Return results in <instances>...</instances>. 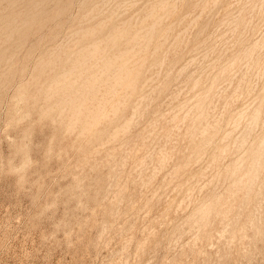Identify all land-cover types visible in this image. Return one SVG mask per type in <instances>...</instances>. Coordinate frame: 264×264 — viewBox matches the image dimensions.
Listing matches in <instances>:
<instances>
[{"label":"rangeland","instance_id":"rangeland-1","mask_svg":"<svg viewBox=\"0 0 264 264\" xmlns=\"http://www.w3.org/2000/svg\"><path fill=\"white\" fill-rule=\"evenodd\" d=\"M145 1L137 0V6L153 0ZM212 1L216 5H211ZM212 1L176 0V15L172 18L163 15V25L186 16L180 24H175L164 46L165 55L171 56L173 37L186 28L181 61L177 60L179 63L172 67L166 61L162 66L157 65L151 73L155 72L152 79L137 93V102H132L138 106V113L134 110L135 114L130 107L120 110L118 115L121 118L124 115L123 118H117V122L108 127L113 133L112 130L133 116L132 125L127 127L130 133L127 128L122 133L125 131L122 128L118 130L116 141L109 140L108 143L103 139L94 143L92 140V145L89 144L90 148L85 152L78 150L81 143L78 129L68 132L61 118L50 117L53 112L47 119L51 112L43 113L42 99L24 100L17 95L21 82H35V72L40 65L38 59L43 52L53 45L65 44L70 30L77 27L72 22L79 21L82 16L77 3L62 16L50 19L41 29L31 30L25 44L14 43L16 36L0 39L2 46L15 48L14 63L19 65L23 62L26 68L20 75L6 72V65L0 64V74L4 73L2 76L6 81L0 86V264H264V155L255 167L256 178L243 176L254 157L252 151L243 152L256 148L264 134V90L261 91L264 89V0ZM217 5H220L219 9ZM51 6L48 4L46 8ZM193 18L196 23L191 21ZM202 39L203 42L205 39L204 43ZM255 42L258 46L251 50L252 53L250 51L240 58V63L230 65L235 56ZM201 55H207L204 61ZM192 58H196L195 62ZM172 78H177V81ZM170 79L172 83L169 84ZM38 80L42 81L41 78ZM189 82L194 85L193 90ZM159 86H163L160 91ZM237 86L239 88L235 91ZM208 88L211 94L204 104L205 111L191 135L189 125L197 115L195 95ZM50 91L57 92L58 89ZM176 92L180 93L179 96ZM182 95L184 97L181 98ZM140 96L144 100L140 101ZM177 103H182V110L176 106ZM255 108L259 113L255 120L257 123L252 122V125L249 115ZM245 109V115L237 119L239 127L227 123ZM61 110L64 115L66 110ZM40 113L44 116L41 117ZM19 115L24 119L21 120ZM202 129L207 132L202 134ZM99 143L104 144L103 147ZM261 148L264 150V144ZM238 159L240 164H236ZM106 167L109 168L106 170ZM238 178L241 179L237 181ZM209 204L212 208L207 210L205 220L194 221V210Z\"/></svg>","mask_w":264,"mask_h":264},{"label":"bare ground","instance_id":"bare-ground-1","mask_svg":"<svg viewBox=\"0 0 264 264\" xmlns=\"http://www.w3.org/2000/svg\"><path fill=\"white\" fill-rule=\"evenodd\" d=\"M145 1V0H144ZM186 1V0H185ZM192 1V0H190ZM212 0H210L211 2ZM216 1V0H215ZM247 1V0H246ZM251 1V0H250ZM258 1V0H257ZM146 2V1H145ZM176 0H153L148 3L140 4L137 6V0H0V39H7L9 37L16 36V41L14 43L19 44H25L27 36L31 30H39L41 27H43L50 19L55 18L59 15H63L68 12L69 8L74 4L77 3L79 9L81 10L82 16L79 21L73 20L72 22L77 25L75 29L70 32L67 35V42L65 44H57L53 45L49 49L45 50L43 52V55L38 59L39 64L37 66L35 77L37 79H42V81L39 82L35 78V82H25L20 84L17 90V95L21 99H31V100H37L42 99L44 102V112H51V114H47L48 118H61V122L63 123L66 130L69 132V130L78 129L77 136L81 138V143L78 145V150L80 152H85L90 148L89 144L92 140L95 141L99 140L100 142L103 139H107V142L109 143V140L116 141V138L118 137L117 133L118 130H122V128H127L129 124H131V119L133 116H130L127 120H125L121 127L115 128L113 133H110L109 131L112 129H108L112 125V122L116 121L117 118L120 120L123 118L120 117L121 115H118L120 110H124L125 108H131V110L136 111L137 107L134 105V100L137 99V93L139 90L143 87L146 82L150 81L152 79L151 73L155 69L157 65L162 66V63L168 62L169 66L172 67V65L176 64L182 57V44H183V34L186 32V28L181 30L179 33H177L173 37L172 41V48L168 47L167 50L171 49V56L165 55V42L166 39L169 37L171 32L174 30L175 24H180L182 22V19L185 17L183 16L182 19L175 20L173 19L168 23L167 25H163V15H166L168 18H172L176 15V10L174 3ZM199 2V1H198ZM197 2V3H198ZM226 3V1H224ZM248 2V1H247ZM183 3V2H182ZM186 3V2H185ZM190 3V2H188ZM201 3H203L201 1ZM244 3V2H243ZM252 3V2H251ZM48 4H52L51 8L47 9ZM204 4H208L204 2ZM216 5V2L214 3L212 1L213 5ZM219 4V3H218ZM186 5V4H185ZM191 5V4H189ZM76 6V5H74ZM207 6V5H206ZM218 6V5H217ZM220 6V5H219ZM218 6V9H219ZM239 6V5H238ZM244 6V5H243ZM246 6V5H245ZM77 7V6H76ZM187 4V8H188ZM194 7V4H193ZM210 7V6H209ZM216 7V6H215ZM260 7V6H259ZM258 7V8H259ZM190 8V7H189ZM204 9V7H202ZM214 8V7H213ZM217 8V7H216ZM215 8V9H216ZM255 8V7H254ZM208 9V8H207ZM242 9V8H240ZM201 10V9H200ZM211 10V8H210ZM221 10V9H220ZM219 10V11H220ZM227 10V9H226ZM235 10V9H234ZM243 10V9H242ZM241 10V11H242ZM213 11V10H212ZM217 11V10H216ZM240 11V12H241ZM252 11V10H251ZM184 12V11H183ZM202 12V10L200 11ZM199 12V13H200ZM208 12V11H207ZM215 12V11H214ZM223 12V10H222ZM260 12V11H259ZM187 13V12H186ZM185 13V14H186ZM210 13V11H209ZM213 13V12H212ZM219 13V12H218ZM236 13V12H235ZM251 13V12H250ZM258 13V12H257ZM192 14V13H191ZM230 14V13H229ZM229 14L227 16H229ZM239 14V13H238ZM188 15V14H186ZM206 15V14H205ZM209 15V14H208ZM250 15V14H249ZM207 16V15H206ZM211 16V15H210ZM209 16V17H210ZM214 16V15H213ZM226 17V15H224ZM231 16V15H230ZM238 16V15H237ZM256 16V15H255ZM166 17V18H167ZM181 17V14H180ZM190 17V15L188 16ZM198 17V16H196ZM195 17V18H196ZM208 17V16H207ZM223 17V16H222ZM233 17V16H232ZM240 17V16H239ZM243 17V16H242ZM195 18H193L191 21L195 22ZM199 18V17H198ZM250 18V17H249ZM61 19V18H60ZM197 19V18H196ZM208 19V18H206ZM236 19V18H235ZM234 19V20H235ZM247 19V18H246ZM166 20V19H165ZM164 20V21H165ZM210 20V19H209ZM233 20V19H232ZM252 20V17H251ZM257 20V19H256ZM54 21V20H53ZM190 21V22H191ZM223 21V20H222ZM222 21H220L222 23ZM239 21V20H238ZM191 22V23H192ZM201 22V21H200ZM251 22V21H250ZM196 23V22H195ZM205 23H208L207 20ZM215 23V22H214ZM220 23V24H221ZM225 23V21L223 22ZM177 24V25H178ZM202 23H200L201 25ZM234 24V23H233ZM238 24V23H237ZM240 24V23H239ZM191 25V24H190ZM189 25V26H190ZM215 25V24H214ZM242 25V23H241ZM256 25V24H255ZM199 26V25H197ZM203 26V25H202ZM185 27V26H184ZM205 27V25H204ZM211 27V26H210ZM209 27V28H210ZM218 27V26H217ZM224 27V26H223ZM241 27V26H240ZM254 27V26H253ZM176 28V27H175ZM203 28V27H202ZM206 28V27H205ZM227 29V28H226ZM235 29V28H233ZM245 29V27H244ZM264 29V28H263ZM198 30V29H196ZM200 30V29H199ZM192 31V30H191ZM203 31V30H202ZM206 31V29H205ZM213 31V30H212ZM217 31V30H216ZM233 31V30H232ZM251 31V30H250ZM240 32V31H239ZM247 32V30H246ZM264 32V31H263ZM60 33V32H59ZM196 34V32H193ZM225 33H228L225 31ZM244 33V32H243ZM187 34V33H186ZM200 32L197 34L199 35ZM202 34V33H201ZM205 35V32L203 33ZM230 34V33H229ZM248 34V33H247ZM197 35H194L197 36ZM211 35V34H210ZM209 35V36H210ZM219 35V33H218ZM226 35V34H225ZM231 35V34H230ZM237 35V34H236ZM262 35V34H261ZM188 36V35H187ZM214 36V35H213ZM221 36V35H220ZM232 36V35H231ZM242 36V35H241ZM240 36V37H241ZM245 36V35H244ZM243 36V37H244ZM192 37V39L194 38ZM199 37V36H198ZM197 37V38H198ZM235 37V36H234ZM224 38V37H223ZM260 38V37H259ZM219 39V38H218ZM233 39V38H232ZM249 39V38H248ZM169 40V39H168ZM196 40V39H195ZM194 40V41H195ZM187 41V39H186ZM223 41V39H222ZM235 41V40H234ZM257 41V40H256ZM192 42V41H191ZM203 42V39H202ZM205 42V39H204ZM203 42V43H204ZM211 42V41H209ZM215 42V41H214ZM213 42V43H214ZM226 42V40H225ZM237 42V41H236ZM235 42V43H236ZM239 42V41H238ZM169 43V42H168ZM167 43V44H168ZM190 43V42H189ZM212 43V42H211ZM209 43V45L211 44ZM18 44V46H19ZM170 44V43H169ZM186 44V43H185ZM215 44V43H214ZM241 44V43H240ZM2 41L0 40V64L1 62L6 65V72H16L20 75L24 72L26 69L23 65V62L18 63L19 65H16L13 61L16 53L15 48L12 50L9 46H2ZM30 45V44H29ZM171 45V44H170ZM192 45V44H191ZM213 45V44H212ZM224 45V44H223ZM222 45V46H223ZM264 45V44H263ZM11 46V45H10ZM15 46V45H14ZM23 46V45H20ZM188 46V45H187ZM197 46H199L197 44ZM205 47V45H203ZM219 46V44H218ZM234 46V45H233ZM258 46V42H255L251 44L249 47L245 48L241 53H239L237 56H235L230 65L236 64L237 62L240 63V58H243L246 56L251 50H254ZM25 47V45H24ZM184 47H186L184 45ZM200 47V46H199ZM209 47V46H208ZM206 47V49L208 48ZM224 47V46H223ZM227 47V45H226ZM245 47V46H244ZM17 48V46H16ZM189 48V47H188ZM195 48V47H194ZM192 48V49H194ZM198 48V47H197ZM213 48V46H212ZM30 49V48H29ZM222 49V48H221ZM225 49V48H224ZM19 50V49H18ZM190 50V48H189ZM203 50V47H202ZM214 50V48L212 49ZM210 50V51H212ZM227 50V49H226ZM230 50V49H229ZM232 50V48H231ZM20 51V50H19ZM32 51V50H30ZM187 51V50H186ZM191 51V50H190ZM217 51V50H216ZM225 51V50H224ZM234 51V50H233ZM261 51V50H260ZM29 52V51H28ZM170 52V51H169ZM258 52V51H257ZM30 53V52H29ZM189 53V52H188ZM195 53V52H194ZM201 53V51H200ZM206 53V51H205ZM218 53V52H217ZM252 53V51H251ZM187 54V53H186ZM185 54V55H186ZM191 54V53H190ZM189 54V55H190ZM207 54V53H206ZM188 55V58H189ZM193 55V53L191 54ZM190 55V56H191ZM214 55V53H213ZM224 55V54H223ZM194 56V55H193ZM203 57V55H201ZM207 55L203 57L204 58ZM252 56V55H251ZM195 57V56H194ZM198 57V56H196ZM215 58V57H213ZM212 58V59H213ZM196 59V58H194ZM192 58V60L194 61ZM198 59V58H197ZM224 59V58H223ZM191 60V61H192ZM208 60V59H207ZM211 60V59H210ZM219 60V59H218ZM217 60V62H218ZM181 61V59H180ZM186 61V58H185ZM190 61V62H191ZM192 61V62H193ZM214 61V60H213ZM212 61V62H213ZM37 62V61H36ZM191 62V63H192ZM195 62V61H194ZM209 62V61H207ZM206 62V63H207ZM179 63V62H178ZM177 63V64H178ZM183 63V62H182ZM210 63V62H209ZM216 63V62H215ZM226 63V62H225ZM238 63V64H239ZM187 64V63H186ZM195 64V63H194ZM198 64V63H197ZM204 64V63H203ZM185 65V64H184ZM196 65V64H195ZM229 65V66H230ZM2 66V64H1ZM180 66V65H179ZM178 66V67H179ZM188 66V65H187ZM186 66V67H187ZM193 66V65H192ZM191 66V67H192ZM198 66V65H197ZM196 66V68H197ZM250 66V65H249ZM169 67V68H171ZM175 67V66H174ZM173 67V68H174ZM189 67V66H188ZM207 67V66H206ZM214 67V66H213ZM220 67V66H219ZM223 67V66H222ZM243 67V66H242ZM241 67V68H242ZM251 67V66H250ZM167 68V70L169 69ZM172 68V70H173ZM182 68V67H180ZM185 68V67H184ZM202 68V67H201ZM229 68V67H228ZM246 68V64H245ZM159 68V73H160ZM212 69V67H211ZM32 70V69H31ZM164 70V69H163ZM183 70V69H182ZM185 70V69H184ZM183 70V71H184ZM202 70V69H201ZM223 70V69H222ZM257 70V69H256ZM187 71V68H186ZM186 71H184V75L186 74ZM195 71V70H194ZM206 71V70H204ZM213 71V70H212ZM240 71V70H238ZM264 71V69H263ZM167 71H164L165 75H168L166 73ZM169 72H171L169 70ZM182 72V71H181ZM199 72H201L199 70ZM31 73V72H30ZM223 73V72H222ZM260 73V72H259ZM4 74V73H3ZM3 74H0V86L3 85L5 81V77L2 76ZM170 74V73H169ZM191 73L190 75H192ZM200 74V73H197ZM196 74V75H197ZM231 74V73H230ZM15 75V74H14ZM152 75V76H151ZM160 75V74H157ZM157 75L156 78H157ZM164 75V74H163ZM181 75V73H180ZM180 75H176L177 77ZM187 75V74H186ZM207 75V74H205ZM236 75V74H235ZM234 75V77H235ZM247 75V74H246ZM252 75V74H251ZM262 75V72H261ZM201 76V75H197ZM196 76V77H197ZM210 76V75H209ZM231 76V75H230ZM239 76V75H238ZM245 76V74H244ZM257 77V75H255ZM254 76V77H255ZM161 77V76H160ZM166 77V76H165ZM173 77V76H172ZM188 77V76H187ZM195 77V78H196ZM233 77V78H234ZM241 77V76H240ZM253 77V78H254ZM162 81L163 80V77ZM192 78V77H191ZM191 78L190 81H191ZM194 78V77H193ZM218 78V77H217ZM232 78V79H233ZM244 78V77H243ZM168 80V78H166ZM177 79V78H176ZM173 79L172 80H176ZM183 79V78H182ZM200 78H197V80ZM33 80V79H32ZM194 80V79H193ZM241 80V79H240ZM248 80V79H247ZM155 81V79H154ZM171 81V79L169 80ZM177 81V80H176ZM180 81V80H179ZM215 81V80H214ZM260 81V80H259ZM168 82V81H167ZM244 82V81H243ZM251 82V81H250ZM152 83V81H151ZM149 83V84H151ZM157 83V81H156ZM172 83L169 82V84ZM185 83V82H184ZM188 83V82H186ZM185 83V84H186ZM191 83V82H189ZM195 83V80H194ZM214 83V82H213ZM211 83V85L213 84ZM240 83V82H239ZM246 83V82H245ZM248 83V81H247ZM262 83V82H261ZM7 84V83H6ZM163 84H165L163 82ZM172 85V84H171ZM177 85V83H176ZM175 85V86H176ZM181 85V84H179ZM178 85V86H179ZM192 85V83H191ZM196 85V83H195ZM210 85V86H211ZM231 85V84H229ZM239 85V84H238ZM246 85V84H245ZM148 86V85H147ZM174 86V85H173ZM190 86V84H189ZM249 86V85H248ZM251 86V85H250ZM157 87V86H154ZM167 87V86H166ZM170 88L172 86H169ZM186 87V86H185ZM188 87V86H187ZM193 90L195 87L192 85ZM230 87V86H229ZM228 87V88H229ZM53 88H57L58 91L61 92H54L50 91L53 90ZM144 88V87H143ZM160 91L161 86L158 87ZM163 88V86H162ZM161 88V89H162ZM175 88V87H174ZM190 88V87H189ZM188 88V90H189ZM211 88V87H210ZM210 88L203 90L202 92L195 95L196 97V104H194V109L197 112V115L191 120V124L189 125V128L191 130V135L193 132L197 129L196 128V122H198L201 119V116L203 115L205 109L204 104L210 97ZM239 88L236 87L235 91ZM147 89V88H146ZM152 89V88H151ZM156 89V88H154ZM167 89V88H166ZM165 89V91H166ZM179 89V88H178ZM185 89V88H184ZM182 89V90H184ZM218 89V88H217ZM251 89V88H250ZM56 90V89H55ZM181 90V91H182ZM188 90H186L187 94ZM262 89L261 91H263ZM143 91V90H141ZM140 91V94H142ZM148 91V90H147ZM151 91V90H150ZM149 91V92H150ZM176 91V90H175ZM219 91V90H218ZM148 92V93H149ZM180 92V91H179ZM190 92V91H189ZM258 92V91H257ZM166 93V92H164ZM163 93V94H164ZM169 93V92H168ZM167 93V94H168ZM179 96L180 93L176 92ZM224 93V92H223ZM233 93V92H232ZM231 93V94H232ZM139 94V95H140ZM138 95V96H139ZM146 95V94H144ZM154 94L152 93V96ZM158 96V93L156 94ZM166 95V94H165ZM175 94V96L177 97ZM244 95V94H243ZM264 95V94H263ZM213 96V95H212ZM248 96V95H247ZM261 96V95H260ZM141 97V96H140ZM155 97V95H154ZM165 97V96H164ZM184 97L183 95L181 98ZM174 98V97H173ZM178 98V97H177ZM231 98V97H230ZM229 98V99H230ZM143 99L141 97L140 101ZM151 99V98H150ZM167 99V98H166ZM236 99V97H235ZM144 100V99H143ZM153 100V98H152ZM193 100V99H192ZM40 101V100H39ZM38 101V103H39ZM151 101V100H150ZM191 101V100H190ZM188 101L187 103L189 104ZM137 102V100H136ZM135 102V103H136ZM161 102V101H160ZM172 102V101H170ZM212 102V101H211ZM210 102V103H211ZM251 102V101H250ZM27 103V102H26ZM140 103V102H139ZM154 103V101H153ZM209 103V104H210ZM217 103V102H216ZM215 103V104H216ZM145 104V103H144ZM150 104V102H149ZM169 104V103H168ZM182 104V103H181ZM177 103L176 106H181ZM225 104V103H224ZM253 104V103H252ZM34 105V104H33ZM155 105V104H154ZM170 105V104H169ZM228 105V103H227ZM247 105V104H246ZM39 109H40V105ZM183 106V105H182ZM187 106V105H186ZM185 106V107H186ZM243 106V105H242ZM147 107V106H146ZM145 107V108H146ZM156 107V106H155ZM154 107V108H155ZM223 107V106H222ZM226 107V106H225ZM251 106H249L250 108ZM38 108V107H37ZM149 108V107H148ZM153 108V109H154ZM178 108V107H177ZM181 108V107H180ZM215 108V107H214ZM243 108V107H242ZM65 111L64 115L62 110ZM65 109V110H64ZM140 109V108H139ZM138 109V110H139ZM152 109V111H153ZM176 109V108H175ZM183 107L181 108V110ZM248 110V108H246ZM241 110L238 113H236L234 116L231 117L230 122H227L228 124H232L234 127L237 124V127H239L237 119H240L242 116L245 115V111L247 110ZM39 111L38 109H35ZM149 110V109H148ZM180 110V111H181ZM226 110V108H225ZM34 111V110H33ZM40 111V112H42ZM57 111V112H56ZM61 111V112H60ZM145 110V114H146ZM211 111V110H210ZM54 115H52L53 113ZM134 112V113H135ZM154 112V111H153ZM168 112V111H167ZM166 112V113H167ZM36 113V112H35ZM62 113V114H61ZM123 114L124 111H122ZM134 113H131L134 115ZM135 113V114H136ZM156 113V112H155ZM179 113V112H178ZM259 111L257 108H255L249 115L250 122H255L256 117L258 115ZM28 114V113H27ZM41 114V113H40ZM46 114V113H45ZM142 114V113H141ZM158 114V112H157ZM174 114V113H173ZM187 114V113H186ZM18 115V114H16ZM15 115V116H16ZM52 115V116H50ZM138 115V114H137ZM176 115V113H175ZM188 115V114H187ZM44 116L41 114V117ZM50 116V117H49ZM136 116V115H135ZM154 116V115H153ZM214 116V115H213ZM228 116V115H227ZM20 117V115H19ZM18 117V119H20ZM138 117V116H137ZM146 116H144L145 118ZM150 117V116H149ZM192 117V116H191ZM220 117V116H219ZM40 118V116H39ZM45 118V117H44ZM152 118V117H151ZM150 118V119H151ZM160 118V117H159ZM162 118V117H161ZM170 118V117H169ZM173 118V117H172ZM174 118H176L174 116ZM186 118V117H185ZM208 118V117H207ZM17 119V117H16ZM24 119L23 116L21 120ZM46 119V118H45ZM117 119V120H116ZM125 119V117H124ZM229 119V118H228ZM53 120V119H50ZM57 120V119H56ZM157 120V119H156ZM159 120V119H158ZM172 120V119H170ZM224 120V119H223ZM137 121V120H136ZM145 121V120H144ZM182 121L183 118H182ZM206 121V120H205ZM204 121V122H205ZM53 122V121H52ZM58 122V121H56ZM60 122V123H61ZM157 122V121H155ZM153 122V123H155ZM166 122V121H165ZM169 122V121H168ZM240 122V121H239ZM249 122V123H250ZM54 123V122H53ZM152 123V124H153ZM158 123V122H157ZM243 123V122H242ZM257 123V121L255 122ZM120 124V123H119ZM118 124V125H119ZM135 124V123H134ZM137 124V123H136ZM135 124V125H136ZM206 124V123H205ZM245 124V123H244ZM248 124V122H247ZM59 125V124H58ZM62 125V126H63ZM115 125V124H114ZM117 125V124H116ZM132 125V124H131ZM154 125V124H153ZM253 125V124H252ZM257 125V124H256ZM61 126V128H62ZM140 126V125H139ZM148 126V124H147ZM206 126V125H205ZM249 126V125H248ZM137 127V126H135ZM226 127V126H225ZM236 127V130L238 129ZM253 127V126H252ZM131 128V127H130ZM129 128V129H130ZM156 128V127H155ZM204 128V127H203ZM242 128V127H241ZM257 128V126H256ZM146 129V128H145ZM244 129V128H243ZM65 130V131H66ZM144 130V129H143ZM153 130V129H152ZM222 130V129H221ZM232 130V129H231ZM235 130V129H234ZM233 130V131H234ZM256 130V129H254ZM128 131V128H127ZM130 131V130H129ZM128 131V133H130ZM161 131V130H160ZM247 131V128H246ZM126 132L125 131H122ZM153 132V131H152ZM202 134L207 132L206 129H202L200 131ZM249 132V130H248ZM66 133V132H65ZM140 133H142L140 131ZM165 133V132H164ZM227 133H230L228 131ZM233 133V132H232ZM245 133V132H244ZM70 134V133H69ZM121 134V133H120ZM152 134V133H149ZM148 136L150 137L151 135ZM200 134V133H199ZM231 134V133H230ZM240 134V133H239ZM248 134V133H247ZM68 135V134H67ZM72 135V134H71ZM124 135V134H123ZM122 135V136H123ZM76 136V137H77ZM135 136V134H134ZM141 136V135H140ZM139 136V137H140ZM201 136V135H200ZM227 137L228 135L225 134ZM224 136V137H225ZM238 136V135H237ZM236 136V137H237ZM161 137V136H160ZM159 137V138H160ZM208 137V136H207ZM229 137V136H228ZM248 137V136H247ZM131 138V137H130ZM147 138V137H146ZM158 138V139H159ZM122 139V138H121ZM178 139V138H177ZM209 139V138H208ZM217 139V138H216ZM221 141H224L223 138H221ZM236 139V138H235ZM77 140V139H76ZM131 140V139H129ZM226 140V139H225ZM75 141V140H74ZM78 141V140H77ZM119 141V140H118ZM156 141V140H155ZM215 141V140H214ZM220 141V142H221ZM113 142V141H112ZM130 142V141H129ZM143 142V141H142ZM153 142V141H152ZM158 142V141H157ZM242 142V141H241ZM93 143V145H94ZM98 143V142H96ZM215 143V142H214ZM258 146L251 150H245V152H250L254 154V157L251 158L249 161L248 169L244 173L245 178H256V165L259 164L262 161L264 150L261 148V146L264 144V134L262 138L260 139V142L258 140ZM101 145V143H99ZM111 144V143H110ZM113 144V143H112ZM127 144V143H126ZM208 144V143H207ZM104 144L101 146L103 147ZM106 145V144H105ZM165 145V144H164ZM209 145V144H208ZM248 145V144H247ZM100 146V147H101ZM108 146V145H107ZM153 147V145H150ZM213 146V145H212ZM122 147V146H120ZM124 147V146H123ZM145 147V146H144ZM175 147V146H174ZM118 149V148H117ZM120 149V148H119ZM133 149V148H131ZM146 149V148H145ZM148 149V148H147ZM146 149V150H147ZM151 149V148H150ZM212 149V148H211ZM72 150V149H71ZM77 150V151H78ZM107 150V149H106ZM115 150V149H114ZM121 150V149H120ZM125 150V148H124ZM76 151V152H77ZM112 151V150H111ZM137 151V150H136ZM152 151V150H151ZM208 151V150H207ZM91 152V151H90ZM145 152V151H144ZM157 152V151H156ZM159 152V150H158ZM211 152V151H210ZM125 153V152H124ZM137 153V152H136ZM89 154V152H88ZM108 155L107 153H105ZM158 154V153H157ZM90 155V154H89ZM104 155V154H103ZM112 155V154H111ZM125 155V154H123ZM130 155V154H129ZM209 155V153H208ZM242 155V154H241ZM83 156H85L83 154ZM157 155H155L156 157ZM237 156V155H236ZM109 159L110 156L108 155ZM113 157V156H112ZM126 157V156H125ZM169 157V156H168ZM203 157V156H202ZM120 158V155H119ZM128 158V157H127ZM136 158V155H135ZM105 159V157H104ZM146 159V158H145ZM148 159V158H147ZM157 159V157H156ZM163 159V158H162ZM166 162V158H164ZM172 159V158H171ZM103 160V159H102ZM114 160V158H113ZM120 160V159H119ZM118 160V161H119ZM126 160V159H125ZM137 160V158H136ZM150 160V159H149ZM199 160V159H198ZM196 160V162L198 161ZM232 160V159H231ZM25 160H23L24 162ZM111 161V160H110ZM115 161V160H114ZM121 162H124V160H120ZM132 161V160H130ZM135 161V160H134ZM139 161V160H138ZM141 161V160H140ZM143 161V160H142ZM151 161V160H150ZM149 161V164H150ZM162 161V160H161ZM159 161V162H161ZM168 161V160H167ZM171 161V160H170ZM236 164H240L238 160H235ZM88 162V160H87ZM109 162V161H108ZM144 162V161H143ZM154 162V161H153ZM26 163V161H25ZM84 163V162H83ZM82 163V164H83ZM86 163V162H85ZM96 163V162H95ZM107 163V160H106ZM114 163V162H112ZM116 163V162H115ZM118 163V162H117ZM116 163V165H117ZM135 163V162H134ZM140 163V162H139ZM156 163V162H155ZM167 163V162H166ZM80 164V163H78ZM103 164V163H102ZM120 164V162H119ZM141 164V163H140ZM144 164V163H142ZM147 164V163H146ZM145 164V165H146ZM152 164V161H151ZM164 164V163H163ZM23 165V164H22ZM81 165V164H80ZM98 165V164H97ZM101 165V164H100ZM108 165V163H107ZM134 165V164H133ZM158 165V164H157ZM186 165V164H185ZM89 166V165H88ZM93 166L94 163H93ZM99 166V165H98ZM122 166V165H121ZM143 166V165H141ZM148 166V165H146ZM86 167V166H85ZM110 167V166H109ZM106 167V170L109 168ZM115 167V166H114ZM151 167V165H150ZM161 166H159L160 168ZM187 167V166H186ZM239 167V166H238ZM123 168V167H121ZM138 168V167H137ZM136 168V169H137ZM141 168V167H140ZM145 168V167H144ZM155 168V167H154ZM162 168V167H161ZM96 169V167H95ZM99 169V168H98ZM134 169V170H136ZM152 169V167H151ZM184 169V168H183ZM93 170V169H92ZM97 170V169H96ZM112 170V169H111ZM124 170V169H123ZM142 170V168H141ZM145 170V169H144ZM156 170V169H155ZM163 170V168H162ZM94 171V170H93ZM113 171V170H112ZM133 171V170H132ZM140 171V170H139ZM159 172V170H157ZM97 172V171H96ZM95 172V173H96ZM99 172V171H98ZM114 172V171H113ZM124 172V171H123ZM134 172V171H133ZM143 172V171H142ZM154 172V171H153ZM177 172V171H176ZM140 173V172H139ZM137 173V174H139ZM160 173V172H159ZM108 174V173H107ZM123 174V173H122ZM129 174V172H128ZM154 174V173H153ZM96 175H98L96 173ZM112 175V174H111ZM118 175V174H117ZM141 175V173H140ZM150 176V175H149ZM153 176V175H151ZM165 176V175H164ZM133 177V176H132ZM139 177V175H138ZM157 177V175H156ZM161 177V176H160ZM21 178V177H20ZM117 178V177H116ZM155 178V177H154ZM135 179V178H134ZM153 179V178H151ZM241 178H238L237 181H239ZM121 180V179H120ZM133 180V179H132ZM142 180V179H141ZM140 180V182H141ZM164 181V179H162ZM130 181V180H129ZM150 182V181H149ZM125 183V181H124ZM133 184V182H131ZM187 183V182H186ZM236 183V182H234ZM123 184V182H122ZM148 184V183H147ZM125 187V184H123ZM143 185V183H142ZM162 185V184H161ZM111 186V184H110ZM109 186V187H110ZM121 186V185H120ZM136 186V185H135ZM146 186V184H145ZM164 186V185H162ZM118 187V186H117ZM141 187V186H140ZM182 187V186H181ZM180 187V188H181ZM120 189V188H119ZM141 189V188H139ZM187 189V188H186ZM147 190V189H146ZM159 190V189H158ZM174 191V189L172 190ZM159 192V191H158ZM187 192V191H186ZM190 192V191H189ZM115 193V192H114ZM157 193V192H156ZM188 193V192H187ZM116 194V193H115ZM114 194V195H115ZM119 194V192L117 193ZM155 193L153 194L154 197ZM116 196V195H115ZM114 196V197H115ZM120 196V194H119ZM113 197V198H114ZM122 197V196H121ZM151 197V196H150ZM247 197V195H246ZM112 198V199H113ZM152 198V197H151ZM175 198V197H174ZM117 200L118 197H117ZM151 200V199H150ZM173 200V199H172ZM148 201V200H147ZM180 203V201H179ZM134 205V204H132ZM212 205H202L194 210L193 217L194 221L203 222L205 220V215L208 213L207 210L211 209ZM178 209V207L176 208ZM264 211V210H263ZM176 212V211H175ZM251 223V222H250ZM227 228V227H226ZM256 230V229H255ZM261 230V229H260ZM225 231V230H223ZM231 241V240H230ZM186 245V244H185ZM192 245V244H191ZM227 245V244H226ZM212 246V245H210ZM210 246L208 248H210ZM214 247V246H213ZM248 253V252H246ZM250 253V252H249ZM217 255V254H216ZM257 256V255H256ZM240 258V257H239ZM256 258V257H254ZM209 259V258H208ZM217 260V259H216ZM240 260V259H239ZM239 263V262H238ZM247 263V262H246Z\"/></svg>","mask_w":264,"mask_h":264}]
</instances>
